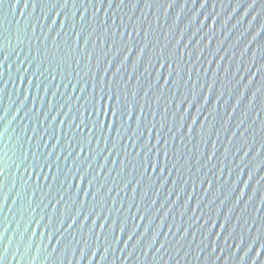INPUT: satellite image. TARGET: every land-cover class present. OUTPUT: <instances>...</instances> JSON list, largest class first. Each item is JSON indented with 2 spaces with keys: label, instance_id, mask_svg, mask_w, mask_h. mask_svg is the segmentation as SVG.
Listing matches in <instances>:
<instances>
[{
  "label": "water",
  "instance_id": "1",
  "mask_svg": "<svg viewBox=\"0 0 264 264\" xmlns=\"http://www.w3.org/2000/svg\"><path fill=\"white\" fill-rule=\"evenodd\" d=\"M0 264H264V0H4Z\"/></svg>",
  "mask_w": 264,
  "mask_h": 264
},
{
  "label": "snow or ice",
  "instance_id": "2",
  "mask_svg": "<svg viewBox=\"0 0 264 264\" xmlns=\"http://www.w3.org/2000/svg\"><path fill=\"white\" fill-rule=\"evenodd\" d=\"M123 2H124V0H121V3H123ZM3 3H4V0H0V5H2ZM116 100H117L116 105L109 104L108 111H112L113 116L120 114V116L122 118L123 115L125 114V104L120 101L119 94L116 95ZM113 109H115V111H113ZM101 110H103V109H101Z\"/></svg>",
  "mask_w": 264,
  "mask_h": 264
}]
</instances>
